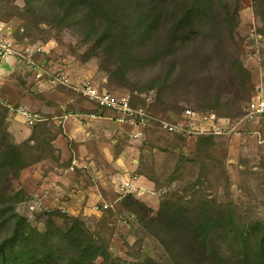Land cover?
I'll return each instance as SVG.
<instances>
[{
    "label": "rangeland",
    "instance_id": "rangeland-1",
    "mask_svg": "<svg viewBox=\"0 0 264 264\" xmlns=\"http://www.w3.org/2000/svg\"><path fill=\"white\" fill-rule=\"evenodd\" d=\"M0 26L45 66L129 94L152 114L182 119L192 108L227 122L264 96V0H0ZM7 104L26 106L37 121ZM77 113L88 143L124 149L153 192L112 186L98 212L29 209L37 172L60 160L55 137L75 144L61 120ZM105 115L19 62L0 64V261L50 254L58 264H264V118L227 135L154 124L134 137ZM11 146L20 169L4 158Z\"/></svg>",
    "mask_w": 264,
    "mask_h": 264
},
{
    "label": "crops",
    "instance_id": "crops-1",
    "mask_svg": "<svg viewBox=\"0 0 264 264\" xmlns=\"http://www.w3.org/2000/svg\"><path fill=\"white\" fill-rule=\"evenodd\" d=\"M7 60H3L0 64ZM82 117L84 116L80 113L62 117L63 133L74 139L75 144H67V142L63 144L61 134L55 137L53 146L60 154V160L54 163L49 171L37 172L39 178L32 184L39 187L30 192L29 198L37 194L40 198L38 207L78 214L100 211L99 205L107 203L105 191L113 186L116 192L120 193L119 184L124 182H129L132 192H138L135 194L137 197H140L142 191L153 192L152 181L138 172L135 173L136 160L126 162L124 149L113 154L110 149L112 144L88 143L86 137H90L91 130L83 127ZM74 127L81 128L84 133L75 136ZM66 153L68 161L70 160L67 165L63 162ZM101 165L108 166V170L101 169ZM129 171L134 173L130 174Z\"/></svg>",
    "mask_w": 264,
    "mask_h": 264
},
{
    "label": "built area",
    "instance_id": "built-area-1",
    "mask_svg": "<svg viewBox=\"0 0 264 264\" xmlns=\"http://www.w3.org/2000/svg\"><path fill=\"white\" fill-rule=\"evenodd\" d=\"M12 59L27 68L36 78L45 80L51 86H66L72 88L86 100L94 104L100 110L107 112L106 118L118 124L129 125L134 128L132 136L141 135L145 128L156 125L163 131L171 134L202 133L227 135L237 131L243 124H247L264 118V96L256 95L243 108V112L233 121L221 120L216 113H197L192 108H186L182 112V119L169 118L163 114H152L146 107L137 105L129 94L117 93L104 87L95 85L90 79L72 81L68 74L61 70L52 69L36 60L32 50L16 48L9 37L2 32L0 26V62ZM12 110H16L28 124L37 121V114L24 105L14 107L7 104ZM94 116V114H90ZM129 182L121 184V191H129ZM40 204V198L33 194L28 200L29 209H34ZM106 208L107 205L103 204Z\"/></svg>",
    "mask_w": 264,
    "mask_h": 264
},
{
    "label": "trees",
    "instance_id": "trees-1",
    "mask_svg": "<svg viewBox=\"0 0 264 264\" xmlns=\"http://www.w3.org/2000/svg\"><path fill=\"white\" fill-rule=\"evenodd\" d=\"M253 97L249 100H247L244 104V106L250 101L252 100ZM243 106V108H244ZM243 112V111H242ZM242 114V113H241ZM218 116V115H217ZM221 120H223V118H221L220 116H218ZM236 119V118H235ZM4 158H6L7 164L8 166L13 170L16 169H20L22 168V164H21V158H20V154L17 151L15 146H11L9 151L7 152V154L4 156ZM18 163V164H17ZM20 163V164H19ZM150 180H152L151 178H149ZM153 182V180H152ZM74 222H78L77 219H74ZM71 228V227H70ZM201 232V231H200ZM202 239V236H201ZM87 246V245H86ZM85 246V248H86ZM85 251V250H84ZM0 264H13V263H8L5 261V259L0 261ZM26 264H58V262L55 260V258L50 255V254H46V255H36L31 259V262H28ZM72 264H78V260H73Z\"/></svg>",
    "mask_w": 264,
    "mask_h": 264
}]
</instances>
